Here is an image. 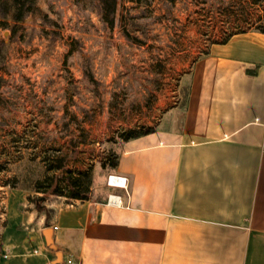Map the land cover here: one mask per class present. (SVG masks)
<instances>
[{
  "label": "crops",
  "instance_id": "obj_1",
  "mask_svg": "<svg viewBox=\"0 0 264 264\" xmlns=\"http://www.w3.org/2000/svg\"><path fill=\"white\" fill-rule=\"evenodd\" d=\"M177 94L121 144L120 205L56 196L46 226L27 191L2 184L0 264H264V33L212 43Z\"/></svg>",
  "mask_w": 264,
  "mask_h": 264
},
{
  "label": "rangeland",
  "instance_id": "obj_2",
  "mask_svg": "<svg viewBox=\"0 0 264 264\" xmlns=\"http://www.w3.org/2000/svg\"><path fill=\"white\" fill-rule=\"evenodd\" d=\"M257 24L264 26V0H117L111 30L93 1L38 0L11 37L0 22V232L9 189L1 185L16 177L34 207L43 196L31 190L41 158L90 168L89 196L106 198L114 172L101 163L108 147L118 150L116 135L154 126L177 101L180 75L212 43Z\"/></svg>",
  "mask_w": 264,
  "mask_h": 264
},
{
  "label": "trees",
  "instance_id": "obj_3",
  "mask_svg": "<svg viewBox=\"0 0 264 264\" xmlns=\"http://www.w3.org/2000/svg\"><path fill=\"white\" fill-rule=\"evenodd\" d=\"M83 5L89 2H95L100 11V17L106 26L111 30L116 25V10L117 0H78ZM136 6H148L151 0H130ZM173 2L174 0H168ZM38 8V0H0V22L10 30L8 37H11L17 32L18 26L25 19L26 16L35 13ZM255 29L264 33L263 24H257ZM129 35L128 32H125ZM231 36V35H230ZM224 38L220 42L224 43L229 38ZM3 40L0 42V67L5 62V50ZM154 130L153 126L130 128L119 132L113 140V143L119 142L118 150L112 146L108 147L105 152V159L101 166L110 170H115L119 159V150L123 142L141 135L148 134ZM31 160H36L31 158ZM41 167L42 174L40 178L34 180L31 190L35 192H42L43 196L35 197L31 200L34 208L38 212L45 215V225H48L52 209L42 204L45 199V193L49 191L50 194L56 196H64L67 200H87L90 198L89 193L91 189L92 174L91 169H75L64 167L61 160L56 163L46 162L41 158L36 160ZM51 173V174H49ZM9 187L16 188L18 179L15 177L11 182H6ZM29 200V196H28ZM4 224V220L2 225ZM1 225V227H2ZM1 243V235H0Z\"/></svg>",
  "mask_w": 264,
  "mask_h": 264
},
{
  "label": "built area",
  "instance_id": "obj_4",
  "mask_svg": "<svg viewBox=\"0 0 264 264\" xmlns=\"http://www.w3.org/2000/svg\"><path fill=\"white\" fill-rule=\"evenodd\" d=\"M113 177L114 181L111 182L110 178ZM127 178L120 174L112 173L107 176V185L112 187H120L124 190L127 189ZM107 202L110 204L120 205L122 203L120 195L117 194H108ZM55 228V227H54ZM68 264H74L70 260L67 261Z\"/></svg>",
  "mask_w": 264,
  "mask_h": 264
},
{
  "label": "water",
  "instance_id": "obj_5",
  "mask_svg": "<svg viewBox=\"0 0 264 264\" xmlns=\"http://www.w3.org/2000/svg\"><path fill=\"white\" fill-rule=\"evenodd\" d=\"M43 235L45 238V241L47 243V245H49L50 247H54L53 243H52V230L51 228L47 227L43 230Z\"/></svg>",
  "mask_w": 264,
  "mask_h": 264
},
{
  "label": "bare ground",
  "instance_id": "obj_6",
  "mask_svg": "<svg viewBox=\"0 0 264 264\" xmlns=\"http://www.w3.org/2000/svg\"><path fill=\"white\" fill-rule=\"evenodd\" d=\"M110 181H111V182H113V181H114L113 177H111V178H110Z\"/></svg>",
  "mask_w": 264,
  "mask_h": 264
}]
</instances>
